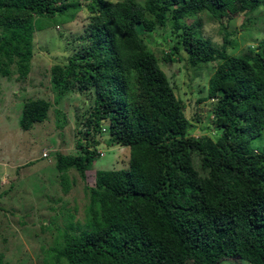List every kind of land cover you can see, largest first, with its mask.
<instances>
[{
    "label": "trees",
    "instance_id": "1",
    "mask_svg": "<svg viewBox=\"0 0 264 264\" xmlns=\"http://www.w3.org/2000/svg\"><path fill=\"white\" fill-rule=\"evenodd\" d=\"M84 1L0 0V23L13 30L0 36V52L20 66L32 60L22 44L29 47L34 17L54 21L87 9L81 49L53 67L54 88L93 91L89 125L100 133L108 123L109 145L130 148L129 169L121 171L95 172V144L57 157V170H77L92 201L88 228L64 233L56 264H264V40L231 55V34L215 49L197 36L201 23L186 22L205 14L223 26L264 0ZM166 28L179 34L189 66L216 64L199 101L214 100L207 117L215 137L192 135L185 105L146 39ZM178 52L173 47L166 62ZM27 73L25 66L23 80ZM50 109L45 100L27 101L21 128L44 123Z\"/></svg>",
    "mask_w": 264,
    "mask_h": 264
},
{
    "label": "rangeland",
    "instance_id": "2",
    "mask_svg": "<svg viewBox=\"0 0 264 264\" xmlns=\"http://www.w3.org/2000/svg\"><path fill=\"white\" fill-rule=\"evenodd\" d=\"M84 8L69 10L54 21L34 17L29 47L22 44L33 54L32 60L22 65L28 72L24 80L19 59L13 58L14 63H10L0 52V264H56L64 246V233H81L88 228L92 194L77 170H57L58 156L76 157L81 153L79 145L92 150L95 144L105 153L95 162V172L129 169L130 148L109 145L112 137L108 123L102 125L100 133L89 125L93 91L69 89L62 95L52 81L53 67L67 64L81 49V37L90 21ZM186 22L201 23L197 36L210 40L215 49L222 48L225 33L231 34L227 48L231 55L247 54L264 40V7L232 16L223 26L205 14ZM10 32L13 30L0 23V36ZM179 38L170 28L146 36L177 98L185 105L192 135L215 137L219 130L210 123L213 117H207L214 100L199 101L208 95L216 64L189 66ZM178 46L176 61L166 62L165 55ZM29 100H45L51 109L44 123L24 131L20 122ZM255 147L260 151L263 145ZM193 161L200 172L206 171L201 169L199 154Z\"/></svg>",
    "mask_w": 264,
    "mask_h": 264
},
{
    "label": "built area",
    "instance_id": "3",
    "mask_svg": "<svg viewBox=\"0 0 264 264\" xmlns=\"http://www.w3.org/2000/svg\"><path fill=\"white\" fill-rule=\"evenodd\" d=\"M98 155H99V158H104L105 157V153L103 151H98ZM49 155H47V153L45 152L44 153V157L45 158H48Z\"/></svg>",
    "mask_w": 264,
    "mask_h": 264
},
{
    "label": "clouds",
    "instance_id": "4",
    "mask_svg": "<svg viewBox=\"0 0 264 264\" xmlns=\"http://www.w3.org/2000/svg\"><path fill=\"white\" fill-rule=\"evenodd\" d=\"M98 151H100V150H98Z\"/></svg>",
    "mask_w": 264,
    "mask_h": 264
}]
</instances>
